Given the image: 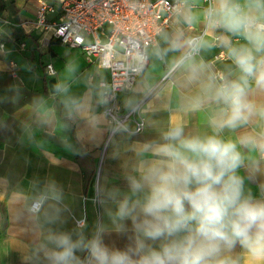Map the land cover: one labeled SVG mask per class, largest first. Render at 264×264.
Wrapping results in <instances>:
<instances>
[{
	"label": "clouds",
	"instance_id": "9594fccd",
	"mask_svg": "<svg viewBox=\"0 0 264 264\" xmlns=\"http://www.w3.org/2000/svg\"><path fill=\"white\" fill-rule=\"evenodd\" d=\"M173 7L181 25H202L204 32H162L159 43L147 55L141 51L135 63L143 74L148 60L161 61L172 82L182 74L180 87L197 89L182 98L186 111L218 105L207 121L210 131L186 133L183 124H172L154 139L130 143L121 172L126 189L97 177L94 203L107 223L96 219L88 234L87 217L73 218L75 226L65 230L59 208L44 214L45 224L59 227L37 223V255L45 264H264V183L258 179L264 175V135L224 136L254 118L264 120V103L251 98L252 86L264 91V0H206L203 6L202 0H174ZM214 48L224 50L234 76L212 74L202 54ZM169 53L178 55L169 59ZM13 91L11 102L19 98ZM8 101L0 97V103ZM128 107L141 111L139 104ZM68 108L70 115L89 110L85 101ZM89 123L96 127L95 121ZM111 132L139 134L123 120ZM65 147L72 149L67 141ZM249 151L259 158L251 159ZM250 184L257 185L258 195ZM48 200L61 203L62 189L50 185L34 200V217L39 219ZM112 233L126 238L123 248L105 243Z\"/></svg>",
	"mask_w": 264,
	"mask_h": 264
},
{
	"label": "crops",
	"instance_id": "0c3cea01",
	"mask_svg": "<svg viewBox=\"0 0 264 264\" xmlns=\"http://www.w3.org/2000/svg\"><path fill=\"white\" fill-rule=\"evenodd\" d=\"M38 4L39 0H0V97L9 98L0 103V264H26L29 259L32 264H45L43 256L37 255L35 228L37 223L45 228L59 227L44 223V214L51 215L57 208L65 230L75 226L73 218L87 217L88 234L96 219L103 217L107 223L103 209L94 203L97 177L126 189L121 172L131 155L130 143L154 139L172 124H183L186 133L209 132L208 118L220 110L218 105L207 104L203 111H186L181 106L182 98L197 89L181 88L182 74H177L175 82L170 81L166 65L151 59L134 88L118 95L125 110L129 104L141 105V111L127 123L135 131V123L141 118L143 130L138 135L109 137L106 104L98 86L108 81L107 72L88 64L81 50L64 46L45 32H24L20 24L33 20ZM203 29L202 25H181L175 18L163 32L184 31L191 36ZM219 52L225 59L214 67L224 75L231 72L234 76V66L223 49L203 53V60L210 65ZM176 55L169 53V59ZM10 62L15 64V76L11 75ZM48 65L54 70L52 76L46 73ZM57 88L62 92L54 91ZM13 89L19 96L15 102H11L17 95ZM251 98L264 103V91L252 86ZM75 101H85L89 110L83 115H70L68 106ZM90 120L96 122V127L90 125ZM247 135H264V120L254 118L224 133L225 138L234 140ZM65 141L72 145L71 150L65 147ZM246 155L253 160L260 156L251 151ZM261 168L264 169V159ZM258 179L264 183V175ZM53 184L62 189L63 201L56 204L48 200L37 219L30 206ZM248 187L258 195L257 185ZM104 240L109 247L123 248L127 243L116 233L106 235ZM78 255L83 258L86 254Z\"/></svg>",
	"mask_w": 264,
	"mask_h": 264
},
{
	"label": "built area",
	"instance_id": "2783aa9c",
	"mask_svg": "<svg viewBox=\"0 0 264 264\" xmlns=\"http://www.w3.org/2000/svg\"><path fill=\"white\" fill-rule=\"evenodd\" d=\"M202 2L205 4L206 0ZM173 5L174 0H39L33 20L20 27L27 34L45 32L60 44L81 50L88 64L107 72L108 81H101L98 86L112 129L116 121L127 122L136 114L123 109L118 95L130 92L141 75L135 63L140 52L147 55L160 34L172 26L176 18ZM203 32L204 29L191 36ZM224 59L225 55L219 52L209 64L214 67ZM9 66L15 76V64L10 62ZM46 73L54 75L52 66H46ZM212 74L224 76L215 67ZM143 128L144 122L139 118L135 131Z\"/></svg>",
	"mask_w": 264,
	"mask_h": 264
}]
</instances>
